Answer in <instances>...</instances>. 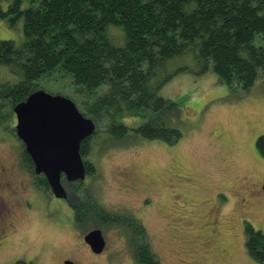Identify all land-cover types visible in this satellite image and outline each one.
<instances>
[{"label": "rangeland", "instance_id": "obj_1", "mask_svg": "<svg viewBox=\"0 0 264 264\" xmlns=\"http://www.w3.org/2000/svg\"><path fill=\"white\" fill-rule=\"evenodd\" d=\"M9 2L3 0V8ZM4 38L24 40L23 17L13 25L0 18ZM182 62L189 69L176 72L159 90L180 104L183 135L178 142L133 132L115 142L100 124L84 157L95 171L85 174V181H66L61 175L74 212L85 214L69 192L74 183L86 182L101 207L136 214L145 227L146 237L145 232L133 237L131 227L120 222L101 225L107 241L101 255L93 254L83 239L100 224L98 219L82 228L77 214L72 220L67 215L71 210L62 208L51 191L34 188L37 173L21 166L20 147L25 146L16 135V116L11 124H0V182L9 180L11 188L0 190V223L5 225V231L0 229V264H61L64 258L76 264H139L132 239L138 246L146 240L162 264H259L246 248L245 223L264 230V158L256 147V138L264 134V78L258 76L247 90H234L211 69L197 73L191 56ZM46 83L56 94L71 93L68 78ZM141 119L126 116L123 122L135 126ZM123 171L137 180L134 188L120 184L125 183ZM252 180L260 184L259 200L251 196L244 203L240 193ZM8 223L14 224L13 231Z\"/></svg>", "mask_w": 264, "mask_h": 264}, {"label": "trees", "instance_id": "obj_2", "mask_svg": "<svg viewBox=\"0 0 264 264\" xmlns=\"http://www.w3.org/2000/svg\"><path fill=\"white\" fill-rule=\"evenodd\" d=\"M2 2L0 18L13 25L23 17L25 38L0 39V124H11L14 107L34 90L58 93L46 82L68 78L71 93L64 94L96 129L102 124L110 139L118 142L133 132L174 144L183 135L180 104L159 90L176 72L189 69L182 61L191 56L197 73L211 69L234 90L264 78V0H10L6 8ZM126 116L142 119L130 126L123 122ZM88 139L81 144L82 156L89 151ZM256 147L264 158V134ZM20 162L33 170L23 146ZM89 163L91 174L95 168ZM34 181L43 193L50 191L42 173ZM74 184L69 197L85 213L75 212L82 228L98 219L96 227L120 222L131 227L133 237L144 233L132 213H109L86 182ZM245 234L249 255L264 264V230L246 222ZM136 249L138 263L151 258L162 264L148 243Z\"/></svg>", "mask_w": 264, "mask_h": 264}, {"label": "water", "instance_id": "obj_3", "mask_svg": "<svg viewBox=\"0 0 264 264\" xmlns=\"http://www.w3.org/2000/svg\"><path fill=\"white\" fill-rule=\"evenodd\" d=\"M16 135L32 160L35 173H42L55 197L66 198L61 182L83 181L86 168L80 154L81 142L95 129L91 118L83 115L74 101L64 95L38 89L14 107ZM92 251L100 253L105 239L100 228L84 235ZM64 264H75L66 260Z\"/></svg>", "mask_w": 264, "mask_h": 264}, {"label": "flooded vegetation", "instance_id": "obj_4", "mask_svg": "<svg viewBox=\"0 0 264 264\" xmlns=\"http://www.w3.org/2000/svg\"><path fill=\"white\" fill-rule=\"evenodd\" d=\"M83 157V161H84V164H85V168H86V161H85V159H84V157L85 156H82ZM33 169H34V166H33ZM86 174H87V169H86ZM122 178L120 179V180H122V179H125V183H121L120 182V184H122V185H124L125 187H127L128 189H131V187L133 186V188L136 186V182H137V180H135V179H133V178H130L129 177V175H128V173L126 172V171H123L122 172ZM85 178H86V175H85ZM86 179H84V181H85ZM119 180V181H120ZM33 187L34 188H37L38 189V187H37V184L35 183V181H34V183H33ZM3 188H5L6 190H8L9 192L11 191V188H10V186H9V180H5V181H1L0 182V190L1 189H3ZM263 188H264V185H263ZM36 189V190H37ZM40 190V189H39ZM260 191V184L257 182V181H255V180H252V181H249L248 182V184L247 185H245L244 186V189H243V191H241V201H243L244 203L248 200V198L249 197H251V196H253V197H255V199L258 201L259 200V198H258V192ZM52 196H53V198L57 201V203H61L63 206H62V208H64L66 211H70L71 210V215H69V214H67L72 220L73 219H75V217H74V214H75V212H74V209L71 207V205H69V203H68V196L66 197V198H58V197H55L53 194H52ZM143 201H144V199H143ZM56 203V204H57ZM57 207V206H56ZM134 215V214H133ZM136 215V214H135ZM134 215V216H135ZM136 217V216H135ZM137 219H138V217H136ZM8 222H10V221H8ZM142 225V224H141ZM4 227H5V225H4V220H1V223H0V229H1V231H5L4 230ZM6 228H10L11 230L10 231H13L14 230V224L13 223H8V225H6ZM5 228V229H6ZM95 228H98V227H95ZM93 229V228H92ZM143 229H144V232H145V227H143ZM103 236H104V234H103ZM145 237H146V232H145ZM138 238H140V236H137L136 237V239H138ZM83 239H84V237H83ZM104 239H105V244H106V238H105V236H104ZM146 239V238H145ZM128 240H129V238H128ZM137 240H135V243H134V246L133 247H131L132 248V253H134V252H136V251H138L137 249H136V244H137V242H136ZM145 242H146V244H147V241L145 240ZM86 243V242H85ZM87 244V243H86ZM88 245V248H90V246H89V244H87ZM91 249V248H90ZM104 249H105V247H104ZM104 249H103V251H104ZM103 251H101L100 253H96V252H94V251H92L93 252V254H97V255H101L102 253H103ZM137 253V252H136ZM66 260H71V261H73L72 259H69V258H64L62 261H61V264H64V262L66 261ZM137 261V260H136ZM141 263H139V264H156L155 263V261H154V259H149V258H142L141 260ZM74 262V261H73ZM75 263V262H74ZM76 264V263H75Z\"/></svg>", "mask_w": 264, "mask_h": 264}, {"label": "bare ground", "instance_id": "obj_5", "mask_svg": "<svg viewBox=\"0 0 264 264\" xmlns=\"http://www.w3.org/2000/svg\"><path fill=\"white\" fill-rule=\"evenodd\" d=\"M89 118H90V117H89ZM91 119H92V118H91ZM92 121H93V123H94V125H95V129H94V131H95V130H96V123L94 122L93 119H92ZM93 133H94V132H93ZM93 133H92V134H93ZM92 134H91V135H92ZM91 135H90V136H91ZM90 136H88V138H89ZM86 139H87V138H86ZM84 140H85V139H84ZM84 140H83V141H84ZM83 141H82V142H83ZM82 142H81V144H82ZM80 149H81V146H80ZM80 154H81V152H80ZM81 156H82V155H81Z\"/></svg>", "mask_w": 264, "mask_h": 264}]
</instances>
